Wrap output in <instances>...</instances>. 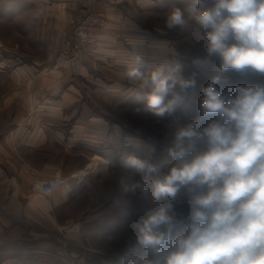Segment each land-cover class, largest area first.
<instances>
[{"label": "clouds", "instance_id": "9594fccd", "mask_svg": "<svg viewBox=\"0 0 264 264\" xmlns=\"http://www.w3.org/2000/svg\"><path fill=\"white\" fill-rule=\"evenodd\" d=\"M163 27L202 43L220 71L254 82L222 91L214 77L202 89L199 116L180 123L175 111L195 77L185 78L179 61L145 75L134 56L124 77L142 90L143 112L153 124L172 122L161 161L153 159L155 137L145 156L123 157L127 171L103 159L118 225L104 238L120 248L99 257L102 264H264V0H187L164 15Z\"/></svg>", "mask_w": 264, "mask_h": 264}, {"label": "crops", "instance_id": "0c3cea01", "mask_svg": "<svg viewBox=\"0 0 264 264\" xmlns=\"http://www.w3.org/2000/svg\"><path fill=\"white\" fill-rule=\"evenodd\" d=\"M166 1L156 0L150 8L159 11ZM80 6L81 0H0V22L11 24L21 39L8 47L0 38V78L6 75L14 85L12 98L21 96L22 101L25 96L31 114L0 131V264H69L71 249L66 245L70 242L58 225L57 208L69 203L68 182L87 165L70 172L48 158L50 150L66 157L72 144L79 142L78 131L66 128L67 120L57 110L73 107L82 95L89 96L82 108L101 110L98 103L105 94H119L121 82L129 83L124 72L134 56L139 53L143 61L152 60L145 58V50L137 51L146 47L145 33L123 16L121 7L111 5L110 29L99 33L90 54L69 65L62 53L63 35ZM20 41L31 50V57L27 58L23 46L20 49ZM64 78H77V82L59 86ZM41 94L46 97L40 98ZM55 95L60 97L53 100ZM92 124L96 134L103 130L100 120ZM94 156L104 159L103 154ZM50 178L56 183L64 179V184L58 183L49 195L39 192V185Z\"/></svg>", "mask_w": 264, "mask_h": 264}, {"label": "rangeland", "instance_id": "374dc122", "mask_svg": "<svg viewBox=\"0 0 264 264\" xmlns=\"http://www.w3.org/2000/svg\"><path fill=\"white\" fill-rule=\"evenodd\" d=\"M155 1L81 0L79 10L68 19V29L63 35L65 42L62 53L66 56L69 65H71L70 61L78 60L85 54L91 53L99 33L110 29L112 21L109 17L110 6L117 5L123 10V16L133 23L135 22L138 29L147 37L146 47L137 48V51L138 49L145 50V58H152L151 61H143L141 71L145 75L151 74L167 62L179 61L184 65L183 75L185 78L195 77V87H190L181 93L183 99L175 111L174 118L178 119L180 123L199 116L202 89L214 77L222 78V81L217 85L222 91H227L237 85L246 86L254 82L252 77L242 76L235 71H220L218 60L206 58L202 43L186 39L177 32L164 29V15L173 6L183 7L187 0H167L159 5V11L150 8L155 5ZM11 27V24L0 22V38L8 47H15L16 41L20 38ZM82 31H86L87 37L92 40L83 47V51L76 54L77 50L73 45L77 43L78 33ZM165 44L167 45L165 46ZM18 45L20 49L23 46L27 58L31 57V50L24 46L23 42H18ZM165 49L167 51L164 56L167 55L168 57L163 60L162 51ZM176 51L178 57L175 58ZM138 55L140 54L138 53ZM76 80L77 78H64L59 86L65 82L71 84ZM12 88L14 85L7 79L6 75L0 78V131L4 126L18 120L21 121L31 115H28L29 111L25 107V96H22V101L21 96L12 98ZM119 89V94L109 92L110 94L103 96V102L98 103L101 110L96 111L95 108H92L87 111V106L82 108L81 103L85 102L86 97H89L87 95H82V101L73 107L67 109L61 107L62 110H57L67 120L65 122L66 128L78 131L76 137L79 142L72 144V152L66 153V157L50 150L47 154L51 161L61 163L66 171L74 172L90 164L95 158L94 155L103 154L104 159L113 161L114 169L127 171L124 168L123 157L128 154L138 157L145 156L149 137H155L153 159L156 162L163 159L164 150L167 147V126L172 121H164L160 125L151 122L150 117L143 112V100L138 99V96L142 95V90L139 89L138 85L127 83L125 80L121 82ZM38 96L40 98L46 97L42 94ZM59 97L60 95H55L53 100ZM93 97L95 98L94 95ZM93 115L94 117L100 116V118H90ZM97 120L102 122L103 130L96 134V125L92 123H96ZM98 124L100 123L98 122ZM102 163L97 162L98 167L96 166L97 168L92 171L93 173L70 180L68 183L71 200L65 207L57 208L58 225L62 232L63 230L67 232L66 236L70 242L69 245H66L71 249V258H66L69 264H102V258L99 257L101 253L107 252L110 257L114 251L120 248L119 244L113 246L104 238L105 234L117 231L118 225L110 206L115 185L111 177L102 172ZM52 181H55L54 178L41 183L39 192L49 195V189L43 184L47 183L48 185ZM59 181L60 184H64V179ZM177 207L181 209L184 207L182 198L177 200ZM66 220H71V222L65 223ZM57 230L59 231V229Z\"/></svg>", "mask_w": 264, "mask_h": 264}, {"label": "built area", "instance_id": "2783aa9c", "mask_svg": "<svg viewBox=\"0 0 264 264\" xmlns=\"http://www.w3.org/2000/svg\"><path fill=\"white\" fill-rule=\"evenodd\" d=\"M92 19V18H91ZM87 32L86 31H82L78 33V38H77V43H75L73 45V47L77 50L75 53L79 54L81 51H83V47L90 42L92 39L87 37ZM92 38H93V34H92ZM88 45V44H87ZM60 182V181H59ZM54 183L55 185H52L53 182H50L48 185L47 184H43L44 187H48L51 185V187L55 188L58 183ZM64 183V181H63ZM60 184V183H59ZM49 188V187H48ZM48 192H51V190H48Z\"/></svg>", "mask_w": 264, "mask_h": 264}, {"label": "bare ground", "instance_id": "6f19581e", "mask_svg": "<svg viewBox=\"0 0 264 264\" xmlns=\"http://www.w3.org/2000/svg\"><path fill=\"white\" fill-rule=\"evenodd\" d=\"M97 162H103V158L95 157L94 159H92V162L90 164H88L83 170H79V171L76 172V174L72 175L71 179H74V178L77 179V178H80V177H82L84 175L90 174L93 170H95L98 167L97 166ZM59 180H61V179H59ZM54 183L55 182L53 181L52 185H55ZM39 187H40V185H39ZM48 187H46V188L49 189V190H51L53 188V187H51V185L48 186Z\"/></svg>", "mask_w": 264, "mask_h": 264}]
</instances>
